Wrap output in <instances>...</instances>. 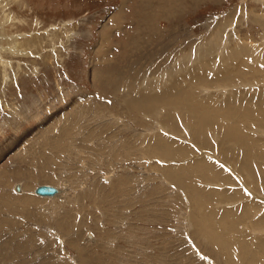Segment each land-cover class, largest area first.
<instances>
[{"label":"rangeland","instance_id":"obj_1","mask_svg":"<svg viewBox=\"0 0 264 264\" xmlns=\"http://www.w3.org/2000/svg\"><path fill=\"white\" fill-rule=\"evenodd\" d=\"M0 264H264V0H0Z\"/></svg>","mask_w":264,"mask_h":264},{"label":"water","instance_id":"obj_2","mask_svg":"<svg viewBox=\"0 0 264 264\" xmlns=\"http://www.w3.org/2000/svg\"><path fill=\"white\" fill-rule=\"evenodd\" d=\"M20 187L17 185V190H19ZM59 192V189L56 186L53 185H47L43 184L36 188L35 193L40 196H53L56 195Z\"/></svg>","mask_w":264,"mask_h":264},{"label":"bare ground","instance_id":"obj_3","mask_svg":"<svg viewBox=\"0 0 264 264\" xmlns=\"http://www.w3.org/2000/svg\"><path fill=\"white\" fill-rule=\"evenodd\" d=\"M166 1V0H165ZM164 3V2H163ZM167 3V2H166ZM139 5L140 6H142L143 8H145V4H144V1H140V3H139ZM139 5H137V6H139ZM164 5V4H163ZM136 6V7H137ZM165 6V5H164ZM164 6H162V7H164ZM167 6V5H166ZM142 8V9H143ZM147 8H148V6H147ZM145 10V9H144ZM146 12V11H145ZM145 14V13H144ZM252 41V40H251ZM19 185V187H20V184H18ZM47 185H49V184H47ZM54 186V185H53ZM58 189H59V192L56 194V195H53V196H43V197H57V196H61V193H63L64 192V190H63V188L61 189L60 187H57ZM16 190H17V185H16ZM20 190H21V187H20V189L19 190H17V191H19L20 192ZM36 190V189H35ZM35 190H34V192H35ZM36 194V193H35ZM40 196V195H39Z\"/></svg>","mask_w":264,"mask_h":264}]
</instances>
